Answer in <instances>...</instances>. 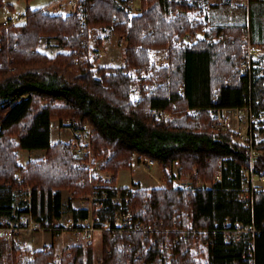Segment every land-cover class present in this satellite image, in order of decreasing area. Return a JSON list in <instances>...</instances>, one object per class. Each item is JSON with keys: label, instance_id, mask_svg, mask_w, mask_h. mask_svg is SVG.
<instances>
[{"label": "trees", "instance_id": "1", "mask_svg": "<svg viewBox=\"0 0 264 264\" xmlns=\"http://www.w3.org/2000/svg\"><path fill=\"white\" fill-rule=\"evenodd\" d=\"M52 3L27 8L24 22L2 28L0 36V216L11 215L13 202L30 186L35 218L59 237L66 227L53 220L61 218L63 192L77 199L105 191L130 201H105L108 209L96 211L99 227L110 226L102 231L97 264H264V190L250 207L238 195L250 148L234 131L213 128L210 111L251 106L253 116L264 110V57L253 60L250 74L241 70L246 32L264 45V27L252 18L264 12V0H249L248 10L229 1L208 7L207 0H142L136 16L125 0H79L77 16L49 15ZM5 5L0 0V9ZM82 19L104 35H125L121 66H99L86 57ZM186 35L191 42L183 41ZM51 40L60 49L53 56L40 51ZM95 44L102 46L99 36ZM161 50L169 62L157 65L161 58L152 54ZM55 119L92 124L93 153L114 181L119 171L132 169L137 155L154 159L167 185L123 188L113 181L95 187L70 142L52 141ZM256 139L254 170L264 175V140ZM35 150L45 151L44 157L19 163V151ZM176 164L181 178L210 186L175 185ZM218 173L222 179L215 181ZM116 210L155 227L117 226ZM87 217V210L72 208L73 224ZM226 219L252 224L257 233L226 243ZM56 254L50 245L24 258L15 244L0 239V264H95L92 244H68L60 258Z\"/></svg>", "mask_w": 264, "mask_h": 264}, {"label": "built area", "instance_id": "2", "mask_svg": "<svg viewBox=\"0 0 264 264\" xmlns=\"http://www.w3.org/2000/svg\"><path fill=\"white\" fill-rule=\"evenodd\" d=\"M128 4V8L130 10L131 16H136L141 13V3L142 0H125ZM169 2L177 1L182 3L183 0H168ZM221 0H207V6L210 7L214 4H218ZM244 6L249 5V0H243ZM246 1V2H245ZM78 7L79 0H56L50 6H48L46 12L49 15H57L63 14L67 16H77L78 15ZM25 17L19 16L16 19H7L4 20L0 24V36L2 34V28H5L10 25H18L24 22ZM80 31L81 33H85L87 35V40L89 43V50L87 51L86 57L90 60H101L104 57V49L103 46H96L95 40L99 36V29H93L86 26V21L84 19L80 22ZM119 39L122 42L126 43L125 35H119ZM192 36L186 35L183 38L185 42H191ZM243 47H244V55L242 58V67L241 70L243 73L250 74L253 60L256 59L259 53V46L255 45L252 42L251 36L249 32L241 39ZM76 62L79 59L76 58ZM169 61L167 58H161L156 60L157 65L167 64ZM212 116V127L213 128H221L228 129L234 131L240 140H244L247 142L250 153H251V163L249 167L243 169L245 182L243 183L240 191H239V200L243 202L247 207L253 205L254 195L260 191V183L264 184V175L258 174L254 170L253 165V157L255 156V152L253 149V135L254 128L253 123H250L245 129L243 128H233L231 117L239 120L240 115L243 112L250 114L252 116V107H243V108H212L210 109ZM161 118H169L171 116L170 113H161L159 114ZM66 129L71 132L72 137L70 140V144L72 147V153L75 157L82 159V166L90 171V175L93 179H95L98 183L95 187H100L101 183H112L114 181V176L108 172H104L101 169L100 165H95L92 161L93 149H92V136H93V126L88 122L80 123L77 120L66 119L60 122L58 125H52L51 129ZM157 162L154 159H147L144 161L145 169H151L156 166ZM180 166L177 164L173 169V176L176 180H180L182 184L185 186L194 185L199 188L209 187L210 184L206 182H202L201 180H197L196 183H193V180L189 178L187 180H183L179 176L178 170ZM195 173V171L193 172ZM222 179L221 173H218L215 176V181H219ZM18 181H21V178H18ZM20 201V202H19ZM105 201H110L113 204H118L121 201H124L125 204H128L130 198L125 197L121 198L119 196L110 197L107 192H102V194L98 195L97 193H92L88 195V198H82L81 205L78 206L80 209H85L88 212V217L84 220H80L75 224H71L66 227V231H63V234L71 231L73 233L74 238L83 242L85 245L97 243L96 234L102 233L103 230L108 229L109 223H104L102 227H99L100 218L96 215V211L99 209H108V206L105 205ZM18 210L22 212L19 213ZM33 210V201H32V188L30 186L24 187L22 189V193L19 198H16L13 202V209L11 215L9 216H0V239H3L8 244L17 243L21 234L26 231L34 232H45L46 229L43 228L41 222H39L34 215ZM115 225L127 228V230H136L142 232H149L154 229L155 224H148L142 222H134L132 220V213L130 211L120 212L116 210L115 214ZM59 219L53 220V225L59 226ZM224 241L226 243H236L241 241L245 236L249 235L250 237H254L257 233V229L254 225H244L240 221H231L230 219H226L223 222L222 230H221ZM67 245L63 246V251ZM94 247V246H93ZM166 248L168 246L166 245ZM57 258L61 257V253L57 252ZM250 264H255L254 260L251 259Z\"/></svg>", "mask_w": 264, "mask_h": 264}, {"label": "rangeland", "instance_id": "3", "mask_svg": "<svg viewBox=\"0 0 264 264\" xmlns=\"http://www.w3.org/2000/svg\"><path fill=\"white\" fill-rule=\"evenodd\" d=\"M53 0H30L27 2L26 0H16L14 7H10V12L15 14L18 17L20 14H23L27 8L29 9H36L41 6H44L50 3ZM229 1L232 5H243V0H221L220 2ZM246 2V1H245ZM244 6V5H243ZM248 10L249 5L245 6ZM3 9H0V17H4ZM19 18V17H18ZM253 20L255 19V23L257 26L261 25L262 28L264 27V12L256 14L252 17ZM99 37L102 39V46L104 49V57L98 61L99 66H112L117 67L121 66L125 60L124 58V50L126 48V43L122 42L119 39V35L116 34H109L104 35L103 33H99ZM259 46V53L258 57H264V45L257 44ZM59 47L57 46L56 40H51L50 46H41L40 51L46 53L50 56L55 55L59 51ZM160 50V49H153V51ZM156 52L153 53V57L164 58L163 50L159 51L155 56ZM232 127L236 128H243L245 129L249 126L250 123H253L254 128V135L256 136V141L264 140V135L260 131V128L264 129V110L261 111L258 115L254 114L250 116L246 112H243L240 115L239 120L231 117ZM60 120L55 119L52 125H58ZM72 134L70 131L66 129H53L51 138L53 142H66L69 143L71 140ZM45 155L44 151H37V152H29V151H19V163L21 165H25L29 160H36ZM147 159L139 158L137 155L134 157L132 162V169L131 170H121L116 175V179L114 181L115 186H130L132 179L138 181L137 183L140 184L142 188L151 189L155 187H163L166 186V177L164 175L163 170L158 166H154L151 169H145L144 161ZM93 163L97 166L104 163V160L100 157H96L94 154L92 156ZM112 174V173H110ZM113 175V174H112ZM189 177L182 178L183 180H187ZM175 185L177 186H185L182 184L180 180H176ZM260 190H264V184L260 183ZM82 198H88V196H83L77 199H73L71 193L68 191L63 192V209L61 218L58 220L59 227H67L72 224V208H77L81 205ZM20 202V201H19ZM68 236V238H67ZM60 237V236H59ZM55 237L52 234V231H45V232H30L26 231L23 232L20 238L17 240V243H14L21 252H24V258H31V255L34 251L42 250L45 247L50 245H54L56 248V253L60 252L62 255V249L65 245H74V244H82L79 240L74 238L73 233L71 231L66 232L63 237L59 238ZM67 238V239H66ZM96 238L97 243H94L93 247V255H94V262L95 264L98 263V260L102 256V235L101 239ZM99 241V242H98Z\"/></svg>", "mask_w": 264, "mask_h": 264}, {"label": "crops", "instance_id": "4", "mask_svg": "<svg viewBox=\"0 0 264 264\" xmlns=\"http://www.w3.org/2000/svg\"><path fill=\"white\" fill-rule=\"evenodd\" d=\"M54 1H56V0H53V1H51L50 3H52V2H54ZM15 2H16V0H6V5L3 7V8H1V9H3V11H4V17H0V24L4 21V20H7V19H16V18H18L19 16H23L24 15V13L23 14H20L18 17H16V15L15 14H12L11 12H10V7H14V5H15ZM50 3H48V4H50ZM48 4H46V5H48ZM37 151H43V150H35V151H30V152H37ZM44 153H45V151H44ZM44 157V156H43ZM42 158V157H41ZM40 159V158H39ZM133 182H138V181H135V180H133L132 179V181H131V185L130 186H119V187H123V188H128V187H131L132 186V183ZM116 187H118V186H116ZM64 234H66V233H64ZM64 234H62L61 236H60V238L61 237H63L64 236ZM97 235H98V238H100L101 239V235H102V233H97L96 234V238H97ZM67 238H68V236H67ZM66 238V239H67ZM100 239H97V240H100ZM99 242V241H98Z\"/></svg>", "mask_w": 264, "mask_h": 264}]
</instances>
